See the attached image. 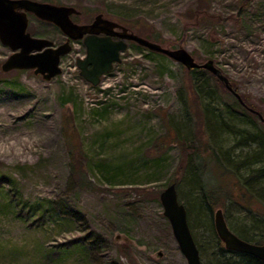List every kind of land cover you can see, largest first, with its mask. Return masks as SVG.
Returning <instances> with one entry per match:
<instances>
[{
    "label": "rangeland",
    "instance_id": "1",
    "mask_svg": "<svg viewBox=\"0 0 264 264\" xmlns=\"http://www.w3.org/2000/svg\"><path fill=\"white\" fill-rule=\"evenodd\" d=\"M43 1L212 59L264 117V0ZM30 24L38 36L52 30ZM10 53L0 43V65ZM84 55L74 42L49 81L0 68V264H187L159 197L170 183L202 264L237 257L215 231L218 209L231 231L264 244V155L232 151L243 139L223 130L226 114L241 113L249 123L236 128L264 139L258 117L207 70L133 41L95 86L79 74ZM207 190L210 216L199 203Z\"/></svg>",
    "mask_w": 264,
    "mask_h": 264
},
{
    "label": "water",
    "instance_id": "2",
    "mask_svg": "<svg viewBox=\"0 0 264 264\" xmlns=\"http://www.w3.org/2000/svg\"><path fill=\"white\" fill-rule=\"evenodd\" d=\"M62 12L68 14L69 12H77V9L73 6L55 5L38 0H0V43L11 50V53L1 63V70L8 72L15 69H30L35 75H40L47 81L61 74V57L70 52L69 44L63 43L53 48L51 46L53 43L50 40L33 37L26 29L28 27L27 13H32L36 17L51 21L62 30L67 31L70 21L68 23L60 18ZM99 23H104L112 29L120 28L121 31L105 30L106 36L98 37L100 31L94 28ZM75 27L78 33L71 36L73 40L86 35L83 39L86 55L83 59L77 60L79 74L93 86L99 84L101 76L112 70L114 63L121 61V52L127 49L129 41H133L148 50L168 56L181 63L188 70L201 68L209 71L223 83L224 87L233 94L242 106H246L228 77L215 66L212 59L198 63L185 48L169 49L163 47L128 31L126 27L113 20L104 18L102 13L97 14L90 24ZM113 36H117L118 39L113 40ZM249 111L256 114L264 122V117L259 111L253 108H249ZM159 197L163 207V215L170 223L173 236L187 264H202L199 250L188 224L186 207L178 199L175 184H168L161 191ZM214 227L225 249L248 253L264 262V244L246 241L233 233L228 228L221 209L214 213Z\"/></svg>",
    "mask_w": 264,
    "mask_h": 264
},
{
    "label": "trees",
    "instance_id": "3",
    "mask_svg": "<svg viewBox=\"0 0 264 264\" xmlns=\"http://www.w3.org/2000/svg\"><path fill=\"white\" fill-rule=\"evenodd\" d=\"M190 72H203L204 69H201V68H193V69H189ZM209 72V71H208ZM210 73V72H209ZM211 75H213L211 73ZM215 76V75H213ZM216 77V76H215ZM194 80H197L199 79L198 77H194L193 78ZM217 80H219L217 77H216ZM193 80V81H194ZM220 81V80H219ZM221 82V81H220ZM233 96V95H232ZM234 97V96H233ZM235 98V97H234ZM235 100L237 101L236 103H238V105H240L241 108L244 109V107L239 103V101L235 98ZM245 110V109H244ZM246 111V110H245ZM248 112V111H247ZM252 114V113H251ZM219 118H222V113H220L219 115H217ZM244 114H226L225 115V120H227L230 124H227L226 126L229 127V128H224L223 130L225 131L224 133L226 135H230L233 137L234 140H236L237 138H241L243 139L242 141H237L236 144L234 145V148L232 151H235V150H241V152H243L242 150H249L248 152L252 151L254 152V159L256 162H261L262 161V155H264V139L263 138H260L258 137L257 135H255L253 132H248V131H244V130H238V128H236L238 125H244L245 123H249L247 122L244 118ZM244 123V124H243ZM221 129V128H220ZM204 130V129H203ZM254 131L257 132V130L253 129ZM258 134V133H257ZM253 144H256V148H253ZM253 148V149H252ZM248 154H251V153H248ZM241 155V153L239 154ZM232 157H234V154L231 155ZM238 156V155H237ZM250 156V155H249ZM251 157V156H250ZM225 158H228V157H225ZM253 160H251V162L249 163V165L252 163V162H255ZM248 167V166H246ZM261 175H264V172H261ZM216 198H214V195L211 193V190H207L204 192V194L202 195V198H200V201L199 203H201V207L204 209V212L210 216L212 214V209L215 207V205H217V202L215 200ZM239 235L240 238H245L244 236H240V234H237ZM194 238V237H193ZM220 239V238H219ZM246 241H249V242H252V243H257V244H260L259 242H256V241H252V240H249V239H244ZM195 241V240H194ZM196 243V242H195ZM196 246L199 250V247L196 243ZM227 251V250H226ZM232 253H235L237 254V257H236V260H234L233 262H231L230 264H264L263 261L259 260L258 258H256L255 256L253 255H250L248 253H244V252H234V251H230Z\"/></svg>",
    "mask_w": 264,
    "mask_h": 264
},
{
    "label": "flooded vegetation",
    "instance_id": "4",
    "mask_svg": "<svg viewBox=\"0 0 264 264\" xmlns=\"http://www.w3.org/2000/svg\"><path fill=\"white\" fill-rule=\"evenodd\" d=\"M39 1H43V0H39ZM43 2H45V1H43ZM48 2V1H47ZM49 3H52V4H55V5H67V4H59V3H54V2H49ZM68 6H71V5H68ZM80 15H81V12L79 11V10H77V12H69L68 14H66L65 12H62L61 14H60V18L62 19V20H64V21H70V23H69V26L67 27V31H64V30H62L59 26H57L55 23H53V22H51V21H47V20H43V19H40V18H38V17H36L34 14H32V13H27V18H28V27H27V29H26V31L27 32H29L30 33V35L31 36H33V37H41V38H46V39H48V40H50L53 44L51 45L53 48H55V47H57V46H59V45H61V44H63V43H68L69 44V46H70V48H71V50H70V52L72 51V49H73V44H74V42H81L82 44H84V42H83V39H84V37L86 36V35H84L82 38H80V39H77V40H73L72 38H71V36H75L77 33H78V30L76 29V27L75 26H78V25H86V24H90L92 21H93V19L91 20V21H85V20H81V18H80ZM30 18H34V19H36L38 22H40L43 26H45V27H47V28H51L52 30H50L49 31V33H47V34H44V35H35V34H33L32 32H30ZM105 18V17H104ZM127 28V27H126ZM95 30H97V31H100V33L98 34V37H105L106 36V33H104L105 32V30H109V31H121V29L120 28H108L104 23H99L98 25H96L95 26V28H94ZM128 29V31H130L129 30V28H127ZM112 39L113 40H117L118 39V37L117 36H113L112 37ZM3 45V44H2ZM5 46V45H4ZM9 48V47H8ZM11 51V50H10ZM85 57V55L84 56H82V57H80V58H78V59H83ZM77 59V60H78ZM77 60H76V64H77ZM88 68H90V66H88ZM102 77V76H101ZM232 94V93H231ZM233 95V94H232ZM240 103V102H239ZM244 107V109L246 110V111H248V112H250L249 111V108H251V107H249V106H243ZM250 113H252V112H250ZM252 114H254V113H252ZM254 115H256V114H254ZM257 116V115H256ZM258 117V116H257ZM258 119H259V117H258ZM260 120V119H259ZM261 121V120H260ZM261 123L262 124H264V122H262L261 121ZM226 221V220H225ZM226 224H227V222H226ZM227 226H228V228L230 229V227H229V225L227 224ZM231 230V229H230ZM216 231V230H215ZM233 232V231H232ZM234 233V232H233ZM237 235V234H236ZM238 236V235H237ZM239 237V236H238ZM243 239V238H242ZM245 239V238H244ZM223 243V242H222ZM224 245V244H223ZM225 250H227V249H225ZM227 251H231V250H227ZM235 252V251H234Z\"/></svg>",
    "mask_w": 264,
    "mask_h": 264
}]
</instances>
